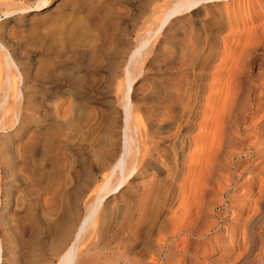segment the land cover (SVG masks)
<instances>
[{
    "label": "bare ground",
    "instance_id": "obj_1",
    "mask_svg": "<svg viewBox=\"0 0 264 264\" xmlns=\"http://www.w3.org/2000/svg\"><path fill=\"white\" fill-rule=\"evenodd\" d=\"M19 1L21 0H0V14L9 16L14 11H37L45 7L50 0L10 5ZM226 1H230L228 6H231L233 11L236 10L235 17L227 15L230 9L225 4ZM250 1L255 6L263 0H165L162 7L157 6L152 15L154 22L150 26L155 28V31L149 34L148 28L138 37L135 49L128 51L125 67L113 85L112 91L117 106L120 107L122 121L119 130L109 135L113 147L110 153L104 154L106 145H97L100 179L89 182L82 206L84 215L79 224L71 230L67 229L68 226L58 227L55 224V216L59 213L61 190H49L45 195L42 193L41 198L37 200L43 215L53 225L55 238L45 240L46 232L41 228L36 232L31 230L30 225L28 227V224H22L18 227L21 239L26 237L27 240V236L31 234L37 237L34 241L31 239L33 243L27 253L8 238L9 226H6V222L3 224L0 215V264H186L185 257L189 258V252H192V255L196 252L186 245L190 239L188 236L206 237L207 231L217 226L221 220L219 227L224 235L221 242L214 241L213 245H210L212 249H219L231 264H264V241H259L257 235L262 232L258 226L264 227V62L254 76L256 83L252 85L260 88L261 95L252 97V88L243 92L241 86V76L247 73L250 77V72L247 68L243 69V65L246 67L253 56L251 46L253 48L260 39L258 43L262 42L261 48L264 51V12L262 15L255 14L252 10L242 12ZM202 5L206 6L208 11L200 24H196L197 28L191 29V26H188L183 28L184 30H166L167 35H173L177 31L179 35L182 34L183 39L178 69L174 74H170L175 78L174 81L171 84L152 86L146 98L133 99L132 80L136 72L134 68H141L151 38L161 33L165 24L174 16L182 12L189 13ZM232 27H235L236 36L228 47L225 42L223 46L221 34L229 30L231 32ZM68 40H71L70 37ZM253 41L255 43L252 45ZM1 56L0 132L3 133L11 130L15 124L20 125L24 116L21 113L23 94L15 80L17 69L9 61L11 59L5 49H1ZM218 60L222 69L220 68L218 74L212 73L211 66ZM2 63H5V66ZM186 69L193 71L191 78L183 74ZM72 82L73 94L78 96L79 83L75 80ZM77 98L79 104L83 103L82 98ZM58 110L36 125L34 130H30L25 138L19 140L16 152L23 167L44 171L50 157L52 138H60L65 143L74 135L73 132H77L82 120H76L74 117L70 119L72 116L68 118L70 120L64 117L65 120L60 125L58 118L62 110L60 113ZM84 111L85 109L82 113ZM65 112L66 110L61 115L65 116ZM87 112L86 116L90 115ZM249 113L258 118L253 121ZM78 116L81 118L82 115ZM74 120L76 121L70 124ZM247 121L249 123L243 127ZM249 128H255L256 131ZM66 129L68 130L65 131ZM244 141L247 142V149L256 151L263 146L262 160L256 161V164L252 163L247 176L233 170V151L243 146ZM65 151L62 150L61 153L64 160L67 157ZM154 155L159 159H153ZM136 175H147L148 179L141 188L139 197H134L135 201L126 204V210L130 208L131 211H127L129 215L125 226L130 235L116 241H106L107 243L97 240L94 231L96 229L92 225L94 220L105 210L109 201L115 200V195L124 192V186ZM21 178L24 182L19 189L21 194L17 193L14 198L16 208L33 204L34 197L31 198L32 203L23 205L29 201L25 197L30 195L29 191L35 186V181L33 182L25 171ZM237 179L242 180V195L233 194L230 190L231 184ZM65 183L67 180L63 184ZM61 184L58 185L63 189L66 184L62 185L63 187ZM37 192L41 194L39 190ZM210 193L226 195L221 199L227 200L226 212L218 213L221 220L216 218L213 206L207 199ZM246 199L251 200L252 205L248 204L247 207L251 208L252 212L241 216L238 210L242 203L245 204ZM17 212L14 211L12 215H17ZM239 221L243 226L238 229L241 233L231 239L230 232L239 226ZM149 222L146 241L140 247L137 235ZM153 236L151 244L148 241ZM165 240H174V244L166 249L169 253H164L161 261L159 257ZM179 243L183 245L177 246ZM220 244L230 248L223 249ZM172 251L175 253H170Z\"/></svg>",
    "mask_w": 264,
    "mask_h": 264
},
{
    "label": "rangeland",
    "instance_id": "obj_2",
    "mask_svg": "<svg viewBox=\"0 0 264 264\" xmlns=\"http://www.w3.org/2000/svg\"><path fill=\"white\" fill-rule=\"evenodd\" d=\"M35 1L21 0L19 3L15 2L10 5L33 4ZM164 1L54 0L52 2L50 0V7L45 6L37 11L30 10L21 13L20 11H14L9 16L0 14V57L2 58L1 49H5L9 59H11L9 61L17 69L15 80L21 94H23L21 113L24 116L22 123H20L22 127L19 124H15L11 130L3 133L0 132V215L3 219V224L6 222L8 224L6 226H9L8 238L13 240L14 243L16 242L18 247H22L27 253L33 243L32 241L36 240L37 237L34 234H31L32 236L28 235L27 240L31 241L32 239L31 242H28L26 237L21 239L18 233V227L22 226V224H28V227L30 225L31 230H36V232H39L38 228H41L42 231L46 232L47 237H44L45 240L53 239L56 235L52 230L53 225H51V221L43 215L44 213L40 207V202L37 200L41 198L42 193L45 195L47 191L49 193L50 191L61 190L60 208H58L59 213L57 212L59 217H57V213L55 216V224L58 227L66 228L68 226L67 229L71 230L79 224L78 222L83 217L84 212L82 206L87 189L91 181L100 179L97 167V147L106 145L107 147L103 150L104 154H108V152L110 153L113 150L109 135L119 130L122 121L120 107L117 106L118 103L112 91L113 85L119 79L122 73L121 71L125 67V61L128 60V51L135 49L138 37L150 28L154 22V18H152L153 13L157 6L162 7ZM229 2L226 1L225 4L228 6ZM230 7L228 6L230 10L227 12V15L229 17H235L236 10L233 11ZM262 8L264 9V0L261 4L255 6L250 1L242 12L252 10L251 12L262 15L264 12ZM206 11H208L206 6L202 5L200 8L189 12L190 14L188 12H182L166 23L164 26L165 29L163 28L161 33L151 38L150 45L144 54L141 68L138 69L135 67L134 70L136 69V72L133 70L135 72V77L132 80L133 99L140 100L143 97L146 98L147 93L150 94L152 86L171 84L174 81L175 78L171 75L178 69L177 65L183 39L181 38L182 34L179 35L177 31L175 32L179 36L176 33L173 34L174 36L172 34L167 35L168 31L166 32V30H171L172 28L183 29L188 26H191V29H195L197 28L196 24L198 23L197 25H199L205 17ZM152 31L154 32L155 28H150L148 30L149 34L153 33ZM234 31L235 27H232L231 32L229 30L221 34L222 37L220 38H222V41H220L223 42V46L224 42L227 47L232 43V40L235 38L234 36H236ZM69 37L71 40H68ZM258 42H252V45L255 43L253 48L251 46L253 56L246 67L243 65V69L247 68L250 72V77L247 73L241 76L243 92H246L251 87L253 90L252 97L254 95H261L258 86L252 87L256 83L254 76L259 72L264 62V51L261 48L262 42ZM224 51L227 52V50ZM2 64L5 66V63ZM220 66L221 63L218 60L211 66V72L213 71L212 73L218 74L222 69ZM138 71L139 74H137ZM183 72V74L187 75V78H191L193 75L191 69H186ZM73 80L79 83L78 88H80V92H78V96L73 94ZM77 97L83 99V103H80L81 105ZM84 105L85 107H83ZM57 109H59V113L62 110L61 114L65 110L66 112L69 111L70 114L72 113L70 115L68 112L67 114L65 112V116L60 114L58 118L60 125H62L61 123H63L65 118L68 119L72 116L70 119L74 117L75 119L77 118L76 120H82L78 128L79 130L77 129V132H73L74 135L72 134L71 139L65 143L60 138H52V148H50V157H48L50 162L47 161V164H45L46 171L44 169V171L40 172V170L23 167L21 159L16 152V145L28 135L30 130H34L36 125L45 121ZM83 109H85L84 113H82ZM86 111L90 115L86 116ZM252 114L249 113V116L250 118L253 117L252 120L255 121L258 117L254 118L255 115ZM78 115H82L83 118L82 116L80 118ZM87 117L89 120H87ZM76 120L70 124H73ZM83 122L85 125L82 124ZM248 123L249 121L245 122L243 127ZM249 129L256 131L255 128ZM246 147L247 142L244 141L243 146L233 151L235 152L233 155V166L235 169L233 168V170L244 176L248 175L249 169L253 165L252 163L256 164V161L259 162L263 158V146L257 148L256 151L247 149ZM62 150H66V162L63 155H61ZM155 156L153 159L157 158ZM24 171L25 174L32 178L33 182L35 181V186L33 188L31 187V192L29 191L30 195L25 197L29 199V201L27 200V203H29L24 202L23 205L32 203L31 198L34 197L33 204L27 207L18 206L19 208H16L14 198L17 196V193L21 194L19 189L24 182L21 178ZM62 177L67 180L66 185L63 184L66 180L64 178L62 180ZM147 179V175H136L130 178L127 182L128 184L124 186V192H119L115 195V200L109 201L105 210L94 220L95 224L94 222L92 224L96 229L94 231L97 235V240L107 243L111 240L116 241L123 239L126 235H130V232H127L125 226L127 217L131 211L130 208L126 210V204L129 201H135L139 197L141 188H143ZM60 181L62 184L59 183ZM241 181V179H237L231 184L230 190L233 194L242 195ZM58 184H61V187H63L62 185L66 187L64 186L63 189H60V185ZM38 193L40 196H38ZM134 197L136 198L135 200ZM224 197H226L225 194L221 195L217 193H210L207 197L213 206L214 214L218 220H221L218 213L222 214L226 212L227 200L221 201ZM248 204L252 205L251 200L246 199L245 204L242 203V206L240 205L238 211L241 216L248 215L252 212L251 208L248 209ZM14 211H18V214L15 216L12 215ZM229 222L233 223L231 219ZM220 223H222V220L219 221L217 226H213V229H209V232L207 231L206 237L200 238L199 236L196 237V235L188 236L190 239H188L186 245L195 249L196 252L193 255L191 254L192 252H189V258L185 257L186 264L232 263L227 257H223L219 249L214 251L210 246L211 244L213 245L214 241L221 242L224 234L221 227H219ZM237 224L239 226H236L230 232L229 236L230 238L232 237L231 239H235L241 233L238 229L243 227L241 226L242 223L239 221ZM149 227L150 222L143 231L138 233V246L141 247L144 245ZM258 228L259 231H262L257 233L259 241H264V227L258 226ZM154 236L148 241L151 244L153 243L151 241H153ZM212 238L213 240L211 241ZM171 244H174V240H165L163 242L161 256L159 257L161 261L162 255L169 253L166 249ZM180 245L183 244L179 243L177 246ZM220 245H222L220 247L223 249L230 248H227L223 244ZM258 246L259 243H257ZM240 249L242 250L243 248L240 247ZM170 253L174 254L175 252L172 251ZM172 258L174 260V257ZM117 264H122V262H118Z\"/></svg>",
    "mask_w": 264,
    "mask_h": 264
},
{
    "label": "snow or ice",
    "instance_id": "obj_3",
    "mask_svg": "<svg viewBox=\"0 0 264 264\" xmlns=\"http://www.w3.org/2000/svg\"><path fill=\"white\" fill-rule=\"evenodd\" d=\"M52 2H54V0H52ZM51 6V4L49 3V4H46V7H50Z\"/></svg>",
    "mask_w": 264,
    "mask_h": 264
}]
</instances>
